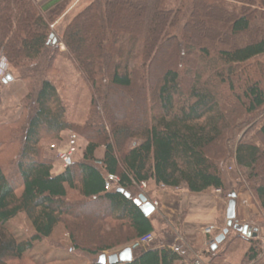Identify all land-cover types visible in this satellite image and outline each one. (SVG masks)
I'll use <instances>...</instances> for the list:
<instances>
[{"label": "trees", "instance_id": "1", "mask_svg": "<svg viewBox=\"0 0 264 264\" xmlns=\"http://www.w3.org/2000/svg\"><path fill=\"white\" fill-rule=\"evenodd\" d=\"M116 2L138 12L121 16ZM66 9L46 16L34 0H0V55L28 90L19 111L0 122V264H24L61 227L67 250L48 247V254L55 251L43 264H100L105 253L129 247L134 260L119 264H183L189 248L170 228L157 236L154 215L135 203L140 187L227 192L221 164L233 155L255 180L264 212V151L238 141L264 108L258 0H94L54 44L50 27ZM197 13L225 23H199ZM60 56L73 62L91 93L95 114L81 129L50 79ZM74 130L87 145L56 174L47 145ZM259 137L264 143V125ZM110 175L119 182L107 191ZM23 216L31 235L13 229ZM149 235L154 240L138 246ZM251 243L245 258L253 263L262 251ZM209 250L215 264L223 254L210 242Z\"/></svg>", "mask_w": 264, "mask_h": 264}, {"label": "rangeland", "instance_id": "2", "mask_svg": "<svg viewBox=\"0 0 264 264\" xmlns=\"http://www.w3.org/2000/svg\"><path fill=\"white\" fill-rule=\"evenodd\" d=\"M40 9H42L41 0H34ZM92 1L94 0H76L71 4H66L67 9L60 15L57 21L51 25L50 29L53 32V35L57 39V43L61 41L64 30L68 24L82 12ZM259 4L264 9V0H258ZM128 3L116 2L115 8L119 11L121 16H127L130 14H135L138 12L132 6H127ZM64 8V7H63ZM58 9L54 13H46V16L53 15L60 11ZM44 12V11H43ZM199 12V11H198ZM68 13V15H66ZM199 23L208 22L212 25L218 26L219 23L213 18H203L201 14L197 13V18L195 19ZM224 20L219 24L223 25ZM207 24V23H206ZM89 36V34H88ZM54 43V44H57ZM61 51H66L64 44H60ZM264 65V56L258 58L256 63ZM55 68L53 73L50 75V79L57 85L58 90L64 99L65 103L68 106L69 119L74 123L78 128L84 127V125L93 118L95 112L91 107V93L88 88L87 83L77 72V69L73 62L68 57L60 56L57 58L55 63ZM2 71L6 72L4 75ZM11 76L12 80L5 82L7 77ZM21 75L13 68H11L8 59L4 55H0V83L4 84L0 86V122L8 120L15 113L19 111V106L25 99L28 94L27 83L20 79ZM190 82V79H189ZM264 84V81H262ZM253 123L250 126H247L239 135V140L244 139L245 141L258 146L264 151V143L259 137V130L262 125H264V108L254 115ZM77 128V129H78ZM81 131V130H80ZM77 132L67 131L62 134V138L59 141L49 142L47 145L51 151V156L57 160L55 173H61L66 169V164L60 159V153L65 152L68 148L69 137L72 133ZM56 146V149H53L52 146ZM87 145L86 140L82 136H78L77 143V155L72 158L78 160L81 156V153L84 151ZM103 151H100V153ZM99 153L98 156L101 154ZM3 163L7 166L6 169L10 175V179L16 180L15 169L10 166L11 160L6 159ZM222 172L227 184V192L215 191L212 190L209 193L203 194L208 202L211 203L210 209L213 212L219 211V221H217V227L210 226L200 229V233L197 236H194L195 240L191 243L190 236L187 235V228L191 225H187L186 222L189 220L191 213L194 210V205L198 202L199 198H192L193 194H190L185 189L172 190L165 187H156L153 184H147L146 186L140 187L139 194L144 195L147 199L155 205L156 212L153 213L154 225L157 230V236H162V232L170 228L178 236L177 241L184 243L188 248L193 250L194 255L189 256L191 252H187L189 259L183 260V264H191L194 258L201 259L202 257L205 261L204 264H209L210 258L208 257L209 252V243L204 244L200 243V238L213 234L212 237L207 238V242L213 243L215 240L214 237L217 234H222L223 230L227 228V209L230 202L229 195L231 193H236L237 205L241 204V209L247 211V220L244 221V216L239 215L237 207V218L234 224L238 223L241 226L251 227L254 230H257V237H247L246 235L236 231L234 228H231L229 235H227L225 241L220 244L217 251L223 253L218 260L215 261V264H263L264 263V212L261 210L257 196L255 193V180L250 179L249 173L246 170L241 169L237 166L236 156H232L228 161L221 164ZM260 171V169H259ZM15 174V175H14ZM138 196V193L135 194ZM139 195V196H141ZM139 197H137L138 199ZM204 202H207L205 198ZM250 212V213H249ZM257 216V217H256ZM169 227H167V225ZM13 229L18 231L20 234H29L30 226L26 222L25 217H20L16 222L12 224ZM84 226L88 227L89 224L86 222ZM214 227L216 234L213 232L211 234H206L205 231L207 228ZM169 229V230H170ZM197 238V239H196ZM252 240H255L257 246H259L262 254L258 261L253 263L247 262L245 258L246 252L252 246ZM47 245H44L41 248L36 249L33 253L30 254L29 260L25 261L24 264H43L45 260H50L55 249H51L52 252L48 254L46 252L48 247L59 248L62 247L67 250L66 246L69 243V234L65 232V229L61 227L58 232L53 237L52 241L45 242ZM193 248H192V246ZM149 245V244H148ZM146 245L145 247H147ZM142 246V245H141ZM143 247V246H142ZM174 248V247H173ZM56 249V250H57ZM115 254V253H113ZM106 256L112 254L105 253ZM46 258V259H45ZM187 258V257H186ZM207 259V261H206ZM209 259V260H208ZM86 261H93L94 258L85 259ZM84 264H87L86 262ZM48 262V261H46ZM197 262V260L195 261ZM18 264V263H13ZM20 264V263H19ZM52 264H61V263H52ZM68 264H83L78 262L68 263Z\"/></svg>", "mask_w": 264, "mask_h": 264}, {"label": "crops", "instance_id": "3", "mask_svg": "<svg viewBox=\"0 0 264 264\" xmlns=\"http://www.w3.org/2000/svg\"><path fill=\"white\" fill-rule=\"evenodd\" d=\"M41 3H42V10L44 12H46V13H54L58 9H62L63 7H65V5L68 4V1L67 0H41ZM66 15H68V13ZM193 195L194 196H192V198H199V200L196 203V205H194V207H193L194 210L191 213L189 220L186 222L187 225H189V224L191 225L190 227L187 228V230H188L187 231V235L190 236L191 243H192V241L195 240L194 236H197V235L201 234L200 233V229L201 228L215 226L218 229L217 221H219V217H220L219 216V211L218 212L217 211L213 212V210L210 209L211 203L208 202V199H206V197L203 194H197V195L193 194ZM202 198H205L207 200V202H204V199H202ZM237 207H238L239 215H241V213H242V215L244 216V221H246L248 212L241 209V207H242L241 204H238ZM214 233L216 234V232H214ZM219 235L220 234H217L214 237V239H216ZM212 236H213V234L205 236V237H201L200 238V243L204 242L205 245L208 244L209 242H207V238H210ZM210 245H212V243H210ZM191 246H192V244H191ZM129 248H132V250H133L134 247H129ZM192 248H193V246H192ZM218 248H217V250H218ZM172 249L175 250L176 248L172 247ZM194 249H196V248H194ZM194 249L191 250L189 248V252H191V254L189 256H192V255L195 254L194 253ZM205 251L208 254L207 250H205ZM117 253H119V252H117ZM117 253H115V254H117ZM218 254H221V253L218 251ZM199 258H201V259L194 258L195 259L194 261L197 260V264H204L205 260L202 257H199ZM206 261H207V259H206Z\"/></svg>", "mask_w": 264, "mask_h": 264}, {"label": "water", "instance_id": "4", "mask_svg": "<svg viewBox=\"0 0 264 264\" xmlns=\"http://www.w3.org/2000/svg\"><path fill=\"white\" fill-rule=\"evenodd\" d=\"M52 39H54V35L51 36ZM54 43H57V39H55ZM12 77L8 76L7 81H11ZM121 193L124 192L123 189L119 190ZM126 196L129 198L130 194L126 193ZM237 194L231 193L230 195V202L227 209V228L224 229L223 233L219 235L215 241L212 243V250L216 251L217 248L221 243H223L229 235L231 228H234L236 231L246 235L247 237H253L256 238L258 233L257 230H254L251 227L247 226H241L238 223L234 224L237 218ZM135 203L140 206L142 212L146 217L151 216L153 213L156 212L155 206L145 197L144 195L139 196L138 199L135 200ZM137 247V246H136ZM134 260L133 256V250L132 248H127L123 250L122 252H119L117 254H113L111 256H106L105 254L100 256L99 263L100 264H119V263H129Z\"/></svg>", "mask_w": 264, "mask_h": 264}, {"label": "built area", "instance_id": "5", "mask_svg": "<svg viewBox=\"0 0 264 264\" xmlns=\"http://www.w3.org/2000/svg\"><path fill=\"white\" fill-rule=\"evenodd\" d=\"M1 73H3L4 75L6 72L2 71ZM77 143H78V135L76 133H72L71 136L69 137V142H68L69 145L67 150L65 152L60 153V159L62 160L63 163L66 164V166H69L71 164L72 158L77 152ZM52 148L56 149V146L54 145L52 146ZM118 182H119V178L117 176L110 175L106 181V190L107 191L112 190ZM146 185H147L146 183L142 184L143 187ZM214 230H215L214 227L207 228L205 233L211 234L214 232ZM153 240H154V236L149 235L146 238H144L140 242V244L143 247H145L146 245L150 244Z\"/></svg>", "mask_w": 264, "mask_h": 264}]
</instances>
